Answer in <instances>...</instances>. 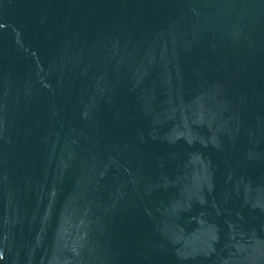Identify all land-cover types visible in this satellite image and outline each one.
Instances as JSON below:
<instances>
[{
    "label": "water",
    "instance_id": "1",
    "mask_svg": "<svg viewBox=\"0 0 264 264\" xmlns=\"http://www.w3.org/2000/svg\"><path fill=\"white\" fill-rule=\"evenodd\" d=\"M0 264H264V0H0Z\"/></svg>",
    "mask_w": 264,
    "mask_h": 264
}]
</instances>
